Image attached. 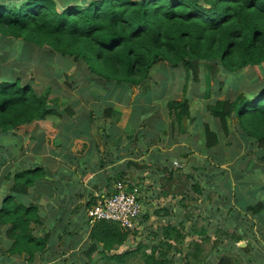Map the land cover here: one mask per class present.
Listing matches in <instances>:
<instances>
[{
	"label": "trees",
	"instance_id": "trees-1",
	"mask_svg": "<svg viewBox=\"0 0 264 264\" xmlns=\"http://www.w3.org/2000/svg\"><path fill=\"white\" fill-rule=\"evenodd\" d=\"M57 7L61 8L60 12ZM18 41L19 45L23 44L22 48L15 47ZM17 53H20V57L16 59ZM69 60L81 61L83 71L97 76L103 82L95 87L105 90L106 98L111 97L123 106L129 103L132 86L139 92L148 90L145 83L151 69L159 63L169 65L172 69H182L186 79L191 78L198 83L203 72L215 77L223 71L228 78L219 81V85L227 81L232 83L236 73L260 67L264 63V0H82L68 1L61 6L57 0H0V168L12 156L20 159L21 155H26L23 154L28 150L24 145V136L28 135L27 138L35 142L34 136L39 129V138H44L50 131L59 140L58 150L63 152L69 149V153L62 155L63 159L71 161L78 155L88 157L94 153L97 130L93 128L99 115L96 104L84 102L80 107L86 116L76 113L70 117L73 114L71 105H78L74 94L66 95L63 100L53 97L52 90L58 89V74H52L50 69L64 68L69 65ZM16 65L29 67L28 71H31L28 76L24 70H18ZM33 71L40 77V84H34ZM232 91L223 97L220 94L208 97L205 107L210 118L200 122L193 120L191 131L195 139L188 133L190 128L186 130L184 127V121L192 118L188 98L161 102L166 107L165 116L168 115V120L165 116L151 117L141 108L137 118L133 117L134 126L127 136V143L133 149L128 140L137 132H143L147 137L150 135L148 131L138 128L139 124L135 122L145 121V126L151 125L155 130L145 143L137 139L136 147L138 144L140 147L144 145L146 152H149L147 158L156 160L148 174L154 177L158 173L160 176L158 196L166 197L169 193L181 196L176 211L164 212L165 215L175 217L181 212L177 207L187 208V201H192L189 206L193 207L194 194L204 197V189L217 193L215 200L208 201L203 208L204 214L199 215L203 221L204 216L207 218L204 221L206 227L189 231L191 227L185 229L184 220L177 218V224H167L150 231L152 241L143 245L141 240H136L141 237L138 230L122 231L116 223L100 221L89 227V239L81 248L75 250L76 247L72 246L74 250L68 254L67 264L77 254L85 256V264H90L94 251L104 260L123 263L126 254L105 257L104 252L118 249L127 239L135 241L138 252L142 248L149 249V254L141 253V259L145 258L149 264H172L169 258L171 244H182L186 235H205L206 229L214 233L216 231V240L205 252L207 258H201V242L192 241L180 258L186 264H235V258L227 252L218 255L219 250L214 251L217 244L223 242L221 237L225 238L227 246L220 248H228L240 255L248 252L250 244L245 247L237 244L250 238L247 228L253 222L247 216L258 214V219L264 217V199L249 203L245 196L247 193L252 196L264 194V166L257 164L263 176V185L242 193L245 187L248 188L247 182L240 180L246 171L242 172L238 167L242 161L238 159L234 163L232 160L243 147L244 151L252 152L255 160L264 161V82L250 92L239 90L232 84ZM102 109L106 117L116 112L110 106ZM155 109L158 110V104ZM32 126L36 128L32 130ZM167 128L172 133L178 129L181 134L187 135L177 137L174 133L172 144L169 143L175 148L176 162L183 164L174 169L173 158H166L162 151L157 157L150 154V140H164L160 133ZM100 132L104 138L114 139L105 130ZM8 135H16V140L9 142L12 149L16 150L14 154L5 149L3 137ZM229 137L234 139V149L224 155L221 152V148H224L223 139ZM181 142L183 145L180 147ZM76 143H81L82 148L74 152L72 149ZM87 145L91 149L87 150ZM188 145L200 148L198 155L192 154L194 163L201 162L199 165L192 166L191 162L185 160V155L191 150ZM114 149L115 159L109 164L113 174L110 175L109 185L112 186V181L114 185L124 182L130 187L133 172L136 180L143 181L144 167L129 158L119 163L122 158L118 156V148L115 146ZM26 164L22 163V169L17 170L11 179L8 178L11 181L9 193L6 189L0 199V228L4 237L3 242H0L4 246L0 250V264H34L36 260L40 264H49L52 258L47 252L50 234L42 227L41 209L26 197L31 188H47L52 183L60 187V184L38 162L29 166ZM247 165L249 168L253 165L254 170V164L248 162ZM163 172L167 173L166 178ZM257 174L258 171H255ZM184 177L191 178L192 182L184 191L177 190L176 184ZM92 182L97 184L98 180ZM137 184L142 192L145 186ZM108 191L107 196L112 195L114 189L110 187ZM12 198H16L15 201ZM219 204H222L225 213L233 212V216L222 221L224 226L227 222L225 228L228 231H220L214 221H209V216L214 212L220 213ZM90 205L88 203L84 209L87 211ZM194 207L198 206L195 204ZM143 208L146 209L145 203ZM184 215L188 218L187 214ZM214 218L220 220L216 216ZM148 219L149 213L143 210L139 225ZM232 221L236 222L234 230L231 229ZM40 231L44 235H39ZM75 231L80 232L78 229ZM161 236L163 240L158 241ZM202 241L207 242L208 239ZM174 251L177 253L180 249L174 248ZM258 253L263 254L262 250ZM14 256L18 257V263L11 262ZM261 262L263 264L264 260Z\"/></svg>",
	"mask_w": 264,
	"mask_h": 264
},
{
	"label": "rangeland",
	"instance_id": "rangeland-1",
	"mask_svg": "<svg viewBox=\"0 0 264 264\" xmlns=\"http://www.w3.org/2000/svg\"><path fill=\"white\" fill-rule=\"evenodd\" d=\"M68 1H73V2H80L82 0H57V3L59 6L62 5V3L68 2ZM61 8L57 7V11L60 12ZM15 47L22 48L23 44L19 45V41L16 42ZM20 53L15 54V58H19ZM18 70L22 69L26 72V76H28L29 72L28 71L29 67H24L20 65H16ZM83 65L81 61L78 62H72L69 60V65L66 67H62L61 69L59 68H51L50 72L52 74H58V89L57 90H52L54 92L53 97H58V100H63V97L69 94H74L73 98L77 101L78 105L76 107H73L74 105H71V111H72V116H74L76 113H81L84 114V110L81 109V104L84 102H87L88 104H96L95 107L98 108L99 110V115L97 116V121L95 124V127L93 129L97 130V134L94 137V141L97 140L102 143L110 145L113 144L115 145L118 149L120 148H126L128 151L127 152H122L124 153L125 156H127L132 162H137V165L140 167H144V171H147L149 167H152V163H143L144 161H141L140 158H143L146 160V157L148 155V151L146 152V148L143 145V147H140V144H138V147H136L139 139L141 142L145 143L147 139L150 138L152 134L155 133V130L153 127L150 126H145L144 123L145 121H137L135 124H139L138 128H141L142 131H148L149 132V137H147L145 134H142L143 132L139 133L137 132L136 135L131 140H128L133 149L128 145L127 143V136L131 133L132 128L134 126V118H137L139 115V112L141 111V108L143 111H147L151 117H159L165 116L166 113V107L161 105L162 101H166L168 99H173L174 101H179L183 100L184 98L189 99V104H190V111L192 118L189 121H184V127L186 130L190 128V131L188 132L189 135H192L191 131L193 128V120L195 121H205L209 117V112L207 110V107H205L207 101L209 100L208 97L210 98V95H218L220 94L221 97L224 96V94L228 92H233L232 91V84L233 87L239 88V90L245 91V92H250L255 90L256 85L264 82V63L260 67H253V68H247L244 69L243 71H240L234 75V80L232 83H224L222 86H220L219 81L224 80L226 77V80L228 76L224 74L223 71H220L216 74L214 77L213 75L211 76L207 72H203L201 74V78L199 83L192 81V79H186V76L183 74L184 72L182 69L176 68L172 69L169 67V65L159 63L155 68L151 69V73L149 74L148 80L146 81L145 85L148 86V90L146 91H136L135 88L132 86L130 89V97H129V103L126 106L119 105L115 101H113L110 98H106L107 92L104 90H100L98 87H95L97 85L102 84L103 82L98 79L97 76L95 75H88L86 71H83ZM34 73V71H33ZM32 73V75H33ZM34 78H35V83L34 84H40V77L34 73ZM39 82V83H38ZM46 84V83H45ZM186 85V87H184ZM44 87V86H43ZM234 90V89H233ZM94 95H91V93ZM221 92V93H220ZM235 94V93H234ZM92 96V97H91ZM158 104V110L155 109V105ZM108 106L112 107L115 109V113L111 117H106L103 115L102 107L107 108ZM63 108V107H62ZM92 117L95 118V114L92 112ZM86 116L85 114L83 117ZM67 117V115H66ZM69 118V117H67ZM210 118V117H209ZM165 119L168 120V115L165 116ZM143 123V124H142ZM53 126V124H52ZM36 128V127H35ZM33 126L31 129H35ZM101 130H105L108 134V136H112L114 139H108L104 138ZM36 135L34 138H36L35 142H33L32 139L27 138L28 135H25L24 137V145L25 148L28 149L23 154H33V157H36L39 161V165L42 166L46 172H49V175L53 178L55 176H59L58 174L60 165H63L62 162L59 160L58 157L55 156L53 152H56L58 149V146H55V149H53L54 145V140H56L55 133H51L50 131L47 132L48 135L45 134L44 138H39V135L41 133V130L39 129L36 131ZM100 132V133H99ZM176 133L177 137H185L187 135H183L180 133L178 129L174 132ZM174 133L170 131L169 128L164 129L162 136H164L163 139L155 138L152 139V142L150 140V154H153L154 156H159L162 151L163 153L167 154L165 151V147L167 144L171 143L173 141V136ZM187 133V134H188ZM142 134V136L140 135ZM143 137V138H142ZM190 137V136H189ZM193 139H195V136H191ZM5 138V144H6V151L14 154L16 150L12 149V145L9 144V142H13L12 140H16V135H8V137ZM54 138V139H53ZM41 140L43 143V148L41 149ZM174 143V142H173ZM186 143V142H184ZM188 143H186L187 145ZM223 144L224 148H221L222 154L226 155V152L232 151L234 149V139L233 137L225 138L223 139ZM59 145V144H58ZM173 146V145H172ZM191 150L189 153H187L186 156V161L191 162L192 166H196L194 164H200L201 162H195L194 163V158L192 154L198 155L200 152V148L198 146L192 147L191 145H188ZM76 144L73 147V150L75 151ZM53 150V151H52ZM52 151V152H51ZM51 153V154H50ZM121 153H119L118 156H120ZM121 154V155H122ZM174 155L175 153L172 152ZM36 155V156H35ZM26 156L27 158H25ZM121 157V156H120ZM127 157H125L127 159ZM241 158V159H240ZM239 159V161H242L238 167L239 169L244 173V178H241V181H246L248 184V188L245 187L242 190V193H246L247 189L248 191H252L255 186H261L263 185V176H261V170L257 167V164L259 166H264V161H257L254 159V156L252 152L249 151H244V148L241 147L240 153L236 156L234 160H232L234 163ZM252 160V161H251ZM238 161V162H239ZM1 162V160H0ZM27 163L26 165L29 166L30 164H33L35 161L31 156L27 155H21L20 159L17 158L16 156H12L9 158L5 163L4 167L0 168V199L2 198V195H4L2 192H4L9 188V182L8 178L11 179L15 172L17 170L22 169V163ZM156 162V160H155ZM248 162H251L254 164V170H252L253 165L251 168L247 165ZM175 164L179 165H174L172 164V168H178L181 167L183 164L180 162H176ZM250 165V163H249ZM226 166V165H224ZM247 168V169H246ZM130 172L133 170L129 167ZM172 169V171H173ZM255 171H258V174L255 175ZM10 172V173H9ZM4 173V174H2ZM134 173V172H133ZM183 175V174H182ZM163 176L166 178L167 173L163 172ZM202 177H205L203 175ZM231 177L233 178V175L231 174ZM2 178V179H1ZM47 178V176H45ZM62 178V177H61ZM145 180V177H144ZM143 180V181H144ZM146 180H148L150 183L151 182V176L147 175ZM63 183V186L65 187V183L61 179L60 181ZM192 182V179L184 177L180 178L179 182L176 184L177 185V190L184 191L187 186L190 185ZM147 183V182H146ZM164 188H166L164 186ZM34 190H37L38 188H33ZM28 190V193L31 194L27 196L26 198L30 201H33L35 199V193L36 192H30ZM205 196L202 197L198 194H194V198L192 199L194 204L193 207L189 206V203L192 201H187L188 206L187 208L183 209V207H177L178 210L181 212L178 214L177 218L179 220L183 219L184 220V226L185 229H189V231L194 228V229H199L201 227H206V223L204 224V221H207V219L204 215V221L199 217V215L204 214L203 208L207 206V200L208 201H213L215 200L217 193L214 191H209L207 189H204ZM170 196V195H169ZM18 198V196L16 197ZM16 198H12L14 201ZM246 201L249 203H253L255 200H262L264 199V194L261 195H250L246 194L245 196ZM41 204V213L43 212V206L44 204ZM195 204L198 206L197 208L194 207ZM177 206V204H176ZM220 206V213L219 212H214L211 216H209V221H214V224L216 226H219L220 231H228L225 227H227V222H225V226L223 224V220L229 219L231 216H233V212H228L224 210V207L222 204H219ZM185 214L188 215V218H185ZM225 213V214H224ZM225 215L224 218L222 215ZM44 215V214H43ZM220 218V220H217L214 217ZM258 214L255 216H247L248 220L252 221L253 224H248L247 230L249 231L250 238L247 240H242L239 242L237 245L239 246L240 243L245 244H250L248 252L245 254H236V252L229 251L228 248H220L221 247H226L227 242H225V238L221 237V240L223 242H219L217 244V247L214 249V251L219 250V253H224L227 252L229 255L233 256L235 258V264H262L261 261L264 260V217L261 219H258ZM82 217V213H81ZM86 217V214H85ZM175 219V223L177 224L178 219ZM87 220V217H86ZM233 223L231 224V229H235L236 227V222L232 221ZM52 223H50L51 225ZM169 224V223H168ZM171 224V223H170ZM46 227H44V230L47 231L48 229V223H45ZM193 226V227H192ZM216 228V227H215ZM230 229V231H231ZM41 232V231H40ZM150 232V231H148ZM147 232V234H148ZM152 232V231H151ZM159 233V231H157ZM216 233V231H215ZM211 229H206L205 235H186L183 243L182 244H171V250L169 251V258L172 259V264H186L184 260L180 259L183 257L184 253L187 251V246L192 242H201V247L203 249L201 258L205 259L207 258L208 254H205L206 251L209 250V248L212 246V242L216 240V234H215ZM54 232H52L50 238L53 236ZM147 234H143L141 240V244H148V241H152L150 237H147ZM40 235H44V233L41 232ZM3 235H2V228H0V242H3ZM207 238L208 241H202L203 239ZM138 240V241H139ZM144 242H143V241ZM158 241H162V236L157 239ZM146 241V242H145ZM170 243V242H169ZM136 243L132 239H129V241L126 243H123L121 246L118 247V249L111 250L109 252H104V256L108 257L111 255H117V254H126L127 257L125 258L123 263H118L113 260H104L102 256L94 251L93 253V262L90 264H149L146 259H141V253L145 252L149 254V249H141L140 252L136 251ZM244 246V247H245ZM240 247V246H239ZM174 248L180 249V252L175 253ZM220 248V249H219ZM4 249V246L2 243H0V250ZM173 249V250H172ZM263 252V254H259L258 251ZM66 254V249L61 250L55 257L50 259L49 264H65L64 258L67 256ZM192 258L190 259V261ZM87 261L85 256L81 255H75L74 257L70 258L69 262L70 264H85ZM11 262L13 263H18V257L14 256L11 257ZM34 264H40L37 260L34 261ZM264 264V263H263Z\"/></svg>",
	"mask_w": 264,
	"mask_h": 264
},
{
	"label": "crops",
	"instance_id": "crops-1",
	"mask_svg": "<svg viewBox=\"0 0 264 264\" xmlns=\"http://www.w3.org/2000/svg\"><path fill=\"white\" fill-rule=\"evenodd\" d=\"M5 137L7 138L8 136ZM94 144L95 151L94 153L90 154V156L81 157L83 155H78L79 157L77 156L76 159L73 158L71 161L70 159L62 158L63 154L69 153V149H64L63 152L60 150L53 152L63 164L60 165L58 172L60 177H51L54 181H59L60 187H55L52 183L51 186L47 188H39L37 190L31 188L30 192H36L34 194L35 199L31 202L35 203L39 207H41L40 203L44 204V210L41 215V221L43 224L42 227H46L45 223H48L47 231L49 232L50 236L52 232H54L53 236L49 239V242H47L49 244L47 252L50 253L49 255H51L52 258L55 257V255H57L62 249H66V254H70L72 250H74L72 249V246H75L76 250L85 244V241L89 239V227L86 224V217L84 213V210L86 212V209H84L85 206L88 203H91L92 205L96 199V196H107L109 193L108 188L111 187V190L114 188V184H112L113 181L111 182L112 186L109 185L110 175L113 176L112 172L110 171L109 164L110 161L115 159V155L113 154L116 152L114 149L115 145L111 144L112 148H110L108 147L110 145L105 146L101 140L100 142L95 140ZM179 145L181 147L183 142H181ZM81 148V143H76L75 151H79ZM89 149H91V147L87 145V150ZM174 150V146L170 144H167L165 147V151H167L166 158H173L171 159L174 160L173 163L177 161V159H175L174 155L172 154ZM118 151L122 154V152H127V149L120 148ZM121 154L120 156L122 159L119 161V163H123L126 159L125 157H127L124 153L122 155ZM26 155L31 156L34 161L39 163L38 159L33 157L32 153ZM140 160L144 161L143 163L150 162L152 164H156L155 160H150L147 157L146 160L143 158H140ZM105 164L108 165L105 166ZM150 168L151 167H149L147 171L142 170V177H145L144 181L136 180L135 173H131L135 184L139 183L140 185L145 186L141 193L142 200L140 203L142 206L143 203L146 204V209L144 210L145 212L149 213V219L146 222H142V226L139 225V220L137 221V230L141 234L140 238H142L143 234H147L148 231L158 230L162 227H165L168 223L173 225L178 215L173 217V215L170 214L165 215L164 212L167 213L170 210L175 212L176 204L179 200H181L180 195L172 196L170 193L166 197L158 196L160 188L157 187V184L161 182L160 180L158 181L160 176L158 173H155L154 177H151V182L148 183L149 181L146 180V177L149 175L148 173ZM152 178H154L153 181ZM61 179L66 184L65 187L63 186V183L60 182ZM96 179L98 180L97 184H93L92 181H95ZM8 182L10 183L11 181L8 180ZM126 189L128 188L126 187ZM206 202L208 203V200ZM50 223L52 224L50 225ZM76 229H78L80 232H76ZM40 234L41 232H39V235ZM147 237H150L149 232ZM140 238H137L136 240L138 241ZM128 241L129 240L127 239L126 243ZM67 258L68 255L64 258L65 264H67Z\"/></svg>",
	"mask_w": 264,
	"mask_h": 264
},
{
	"label": "built area",
	"instance_id": "built-area-1",
	"mask_svg": "<svg viewBox=\"0 0 264 264\" xmlns=\"http://www.w3.org/2000/svg\"><path fill=\"white\" fill-rule=\"evenodd\" d=\"M130 192H125L126 186ZM118 182L114 185V192L109 196H96L94 203L86 211V224L94 226L97 222L107 221L116 223L122 231H134L137 229V221L144 210L138 201L140 196L138 185L129 182Z\"/></svg>",
	"mask_w": 264,
	"mask_h": 264
},
{
	"label": "clouds",
	"instance_id": "clouds-1",
	"mask_svg": "<svg viewBox=\"0 0 264 264\" xmlns=\"http://www.w3.org/2000/svg\"><path fill=\"white\" fill-rule=\"evenodd\" d=\"M176 162H174V165H178V164H175ZM131 182H134V181H131ZM121 183H123V184H125L124 182H121ZM135 183V182H134ZM126 186V185H125ZM127 187V186H126ZM126 187H125V190H126ZM128 188V187H127ZM129 190H130V188H128ZM131 191V190H130ZM129 191V192H130ZM126 192V191H125ZM129 192H126V193H129ZM140 192V191H139ZM141 193L142 192H140L139 194H140V196L138 197V201L139 202H141V200H142V195H141ZM137 230V229H136Z\"/></svg>",
	"mask_w": 264,
	"mask_h": 264
},
{
	"label": "water",
	"instance_id": "water-1",
	"mask_svg": "<svg viewBox=\"0 0 264 264\" xmlns=\"http://www.w3.org/2000/svg\"><path fill=\"white\" fill-rule=\"evenodd\" d=\"M58 144H59V140H58V139L54 140V145L57 146ZM125 191H126V192H129L130 190H129V189H126ZM239 246H240V247H244L245 244L240 243Z\"/></svg>",
	"mask_w": 264,
	"mask_h": 264
}]
</instances>
